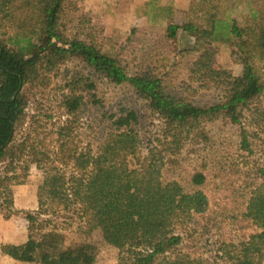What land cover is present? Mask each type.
I'll return each instance as SVG.
<instances>
[{
	"label": "trees",
	"instance_id": "1",
	"mask_svg": "<svg viewBox=\"0 0 264 264\" xmlns=\"http://www.w3.org/2000/svg\"><path fill=\"white\" fill-rule=\"evenodd\" d=\"M153 1L148 3L153 6V19L168 23L165 38L172 53L180 60L198 55L191 71L194 82L220 89L219 101L196 105L172 95L157 73L130 72L93 39L68 34L63 21L68 0H0V209L6 219L22 216L28 222L26 242L9 252L19 261L95 264L98 249L87 238L100 229L104 241L119 250V264H264V168H254L258 184L234 200L232 209L221 208L217 199L208 196L216 177L225 181L223 166L212 169L216 173L212 179L215 173L205 163L188 173L167 176L175 157L187 147L210 144L205 124L219 119L238 127L239 149L252 153L254 136L249 128L264 123V0H247L243 21L224 20L228 10L224 2L230 0H192L181 24L172 20L173 3L162 6ZM216 43L237 51L239 74L214 68ZM72 61L110 84L130 87L148 104L161 130L145 154L140 152L142 141L135 129L137 114L126 107L117 113L107 111L95 95V81L79 73L67 77L61 96L68 119L56 133L51 165L42 166L29 136L17 140L28 108L25 87L42 88ZM89 104L101 124L111 127L96 152L79 151L73 135L79 113ZM69 164L75 174L68 178L61 166ZM32 165L43 171L41 190L50 202L47 208L75 207L86 217V225L79 227L81 239L70 246L66 247L58 227L40 221L51 214L41 202L43 197L37 211L15 208L13 186L22 183ZM75 185L87 188L90 203L84 210L78 207ZM195 216L215 221L240 218L247 233L238 244L222 243L209 250L213 260L192 258L178 249Z\"/></svg>",
	"mask_w": 264,
	"mask_h": 264
},
{
	"label": "rangeland",
	"instance_id": "2",
	"mask_svg": "<svg viewBox=\"0 0 264 264\" xmlns=\"http://www.w3.org/2000/svg\"><path fill=\"white\" fill-rule=\"evenodd\" d=\"M150 0H68L64 26L68 34L91 38L104 51L117 57L130 72H155L164 79L168 93L185 97L196 105L213 104L220 99V89L216 86L206 88L202 82H194L192 74L193 64L198 55L180 60L172 53L170 42L165 33L168 23L159 17H152ZM226 1V0H224ZM243 1V2H240ZM192 0H154L153 4L166 6L173 3V22L181 24L186 18L187 10ZM227 12L224 20L237 18L243 21L248 12L247 0H230L224 2ZM8 31V29H6ZM186 47L188 43L185 41ZM214 68L225 69L233 75L240 73L241 61L237 51L225 43L214 44ZM73 73L91 76L95 81V95L106 106V110L117 113L121 107L133 110L138 116L135 125L142 144L141 153L154 143L161 130V123L157 116L140 99L130 87L110 84L101 77L87 70L81 63L72 61L66 64L57 74L51 75L47 84L42 88L25 87L24 95L28 101L26 119L17 129V140L22 141L28 136L35 145L43 167L51 165L55 159L56 133L68 119L61 107V96L68 78ZM68 77V78H67ZM257 118L256 120H259ZM255 120V121H256ZM261 121V120H259ZM247 122L250 123V117ZM251 127V126H249ZM249 128L253 133L252 153H244L239 149L238 127L219 119L205 124L206 132L210 137L207 146H189L184 152L175 157L173 168L167 173L168 177L188 173L194 166L205 163L210 173L214 174V167H224L225 181L219 182L216 177L212 182L208 196L210 200L217 199L221 208L232 209L234 200L238 199L249 186L258 184L254 176V168L258 165L264 168V123ZM111 131L109 124L103 125L94 106L87 105L79 113L74 131L76 148L79 151L90 149L96 152L97 148ZM193 149L196 153L188 152ZM44 158H49L45 160ZM67 177L75 174L72 164L62 165ZM3 167H0V171ZM174 171V172H172ZM216 171V169H215ZM43 171L32 165L28 176L19 185L13 186L15 208L17 210L37 211L39 200L49 210L48 216H41L40 221H48L46 226L58 227L66 237V247L73 241L81 239L80 225H86V217L75 207L63 209L54 207L52 210L49 200L41 190L43 185ZM221 183V184H220ZM79 196L78 207L82 210L90 203L85 185L73 186ZM73 192V193H74ZM215 211H219L217 208ZM240 219V218H239ZM218 221L207 220L205 216H195L189 222L187 230L183 231L184 241L178 252L197 259L213 260L211 249L220 247L222 243L238 244L247 233L243 229L241 219ZM28 238V222L22 216L4 218L0 209V264H36L19 261L9 252L12 247H18ZM87 241L98 249L95 264H119V250L108 245L100 229H94Z\"/></svg>",
	"mask_w": 264,
	"mask_h": 264
},
{
	"label": "crops",
	"instance_id": "3",
	"mask_svg": "<svg viewBox=\"0 0 264 264\" xmlns=\"http://www.w3.org/2000/svg\"><path fill=\"white\" fill-rule=\"evenodd\" d=\"M25 243V242H24Z\"/></svg>",
	"mask_w": 264,
	"mask_h": 264
}]
</instances>
